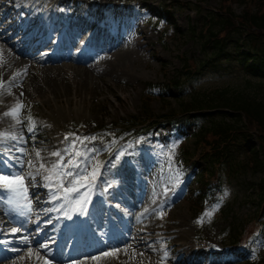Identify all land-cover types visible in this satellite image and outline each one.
Listing matches in <instances>:
<instances>
[{
	"label": "rangeland",
	"instance_id": "rangeland-1",
	"mask_svg": "<svg viewBox=\"0 0 264 264\" xmlns=\"http://www.w3.org/2000/svg\"><path fill=\"white\" fill-rule=\"evenodd\" d=\"M147 1L154 2L155 0ZM203 1H206L207 5L211 7H217L221 3L220 0ZM243 2L244 0H234V2H232L233 8L236 10V12H239L244 8ZM139 8H141V6H139L138 9ZM193 16L194 14L191 10H176L175 23L182 30H184L187 26V23ZM138 23L139 20L136 21V24ZM120 33L122 34V29L120 30ZM141 37L142 39L139 40V43L141 44L139 49L132 51L129 55H125L123 59L121 57L118 60L119 57H113L111 60L106 62V70L111 72V75H113L111 78L108 76H99L97 74L93 76H91L92 74L85 76H73L75 82L84 81L91 84L90 88L80 89V94L93 95L98 93L93 101L87 100L84 106L80 102L78 104L72 103L69 107H61V109L57 111L55 107L57 106V103L60 102L61 98H73L72 96H65L67 88L63 86L59 87V85L57 86V83L44 77H41V80L36 82V86L33 87L32 85L31 92H34L33 96L40 97V104L23 108L22 116L30 126H32L33 123L36 125L35 132H26L23 136L20 129L18 115L6 118L2 121V126L4 127L2 129V133L16 136L24 141L23 143L19 144L16 142L15 145L17 148L22 147L23 149L25 146L26 150L24 149L23 160H25L26 151L29 155H36V144L32 143L30 140L34 141L39 137L40 139L43 137H54V133L58 129L62 128L65 130L69 124H81L79 129L83 131L81 134L85 135L87 132H91L97 126H105L110 122L121 123L122 120H128L129 122H132L134 119L131 118H137L139 120L146 121L150 120L149 122L151 124L152 122H164L160 116H163L162 114L166 112L168 108H177V98H175V95H178L179 93L175 90L170 91V96H165L167 98H163L164 101H161L158 98L152 99V97L145 99V84L147 82L165 80L175 67L181 65L184 58L190 59V61L198 58V52L195 49L197 46L191 40L187 39V37L173 39L172 34L166 36V39L160 40V42H164V40H166L165 43L161 44L159 42L158 34L154 33V31L151 32L148 29L144 31ZM139 38L140 36L138 35L134 36V39L136 40ZM153 51L156 52L159 57H155L152 53ZM158 58H160V60ZM66 76L67 74L64 73V78ZM198 86L206 88L210 87L207 79L199 80ZM49 92L54 93L53 96L57 98V103H52L46 99V94ZM109 92H113L114 96L119 95L118 99L114 100L113 98L111 99L110 97H107ZM62 104L65 103L63 102ZM166 123L167 122L164 124L165 129L168 128ZM15 128L18 129V132ZM190 128L191 126L187 127L185 130L186 134H189L190 132L192 133L193 125L192 128ZM31 134H34L35 136ZM91 138L92 137L86 139L85 144L86 148L89 149L81 151L82 156L87 158L88 167L86 171L80 175L79 179L94 178V180L97 182L99 180V175H94V172L99 173L96 170V161L101 154L93 152L95 147H91V143L94 142V144H96V141L92 140ZM8 140L10 141L12 139ZM51 140L52 139L50 138V141ZM19 156H21V153ZM104 169L106 173H108L109 169L112 170V167H104ZM118 173L119 170H116L113 175L111 172L109 175L103 174L101 178H107L111 185V183L116 182L117 177L115 175ZM145 175H147L148 178L156 177L155 172L152 171L146 173ZM147 177L145 184V195L143 198L148 202L149 200L155 201L159 194L151 187L153 180L147 179ZM100 183H102V181ZM165 184L169 183L166 182ZM125 186L128 188L129 193H131V175L129 178V183L125 184ZM76 188L80 189L77 196L88 197L89 201L97 195L101 196V187L99 189H93L90 192L88 190H81L80 187ZM147 193H153V196L149 197ZM10 207L12 206L10 205ZM163 207L164 205L159 208ZM168 217L169 221L180 224V232L187 233L188 239L191 237L193 232H196L194 227L191 225L190 220L192 218L187 212L184 202L182 203L179 200L176 201L169 209ZM220 225H223V223L215 224L212 227L207 225L204 227V229L202 227L204 230V235H215V232H217L216 229Z\"/></svg>",
	"mask_w": 264,
	"mask_h": 264
},
{
	"label": "snow or ice",
	"instance_id": "snow-or-ice-1",
	"mask_svg": "<svg viewBox=\"0 0 264 264\" xmlns=\"http://www.w3.org/2000/svg\"><path fill=\"white\" fill-rule=\"evenodd\" d=\"M22 104H18L16 107L10 109L5 115H13L16 116L18 115L19 110L22 108ZM36 130V125L33 123L32 126H30L27 131L30 133H34ZM75 134L73 133H66L65 134V140H69L70 136H74ZM7 137L8 139L16 140V142L23 143L24 141L21 138H18L16 136H11L10 134L6 133H0V138ZM79 139V138H77ZM84 139H88L85 137ZM92 139H95V137H92ZM72 147L73 149L75 148V145L77 143L76 140H73L72 142ZM175 145H173L174 147ZM17 151L21 153V156L16 157V156H10L7 159H0V163H3L5 167H0V191H3L8 194V203H12L14 200L15 201H25L28 206H31V198L29 195V185L26 183V178L23 175L19 174V170H22L23 165H24V160H23V153L24 149L22 147L17 148ZM92 151V150H90ZM39 150L37 151V155L39 156ZM4 155V154H0ZM52 155L59 156V160L52 166V171L48 176L44 177V180L47 182L45 186L49 190V195L52 199L56 200H62L64 197L62 196H57V193L63 189L65 193L72 192L73 194H78L80 189L76 187H68L69 184H75L78 182L80 175L86 171L88 164H87V158L83 157L80 153L76 152L75 153V158L73 159V153L69 152L67 149L64 151V154H61L60 150H57L56 152L52 153ZM115 155V154H114ZM125 155L124 153H119L118 155H115V159L109 160L108 163L104 167H109L111 166L112 168H117L120 161L121 157ZM65 156H68L69 159L65 161ZM10 160L15 161V166L10 163ZM83 161V162H82ZM31 164V161H29ZM41 168H44L45 165L41 163L40 165ZM7 173V174H5ZM59 175V187L54 188L53 183L56 182L54 180L55 175ZM96 173L94 172V175ZM29 176H32L33 179L34 174L29 173ZM102 175V173H100ZM65 177L69 179H65ZM179 180H177V184H179ZM168 189L165 188V192H167ZM0 199H4L3 196H0ZM85 200L88 199V197L84 198ZM80 204V207L76 210L78 211H83L84 210V205L83 202L78 201ZM47 211V210H45ZM161 215L163 213L161 212ZM22 229L18 228H12L11 232L12 233H17L21 231ZM37 232H40V228L37 227ZM18 239L21 240V242H25L27 238L25 237H18ZM5 245L7 244V241H3ZM40 248L48 250V245L47 244H40ZM15 251V249H13ZM115 251H118V249H115ZM109 252H102L100 255L107 256L109 255ZM168 256V253L165 252V257ZM93 259H97V257H92ZM46 264L48 262L46 261Z\"/></svg>",
	"mask_w": 264,
	"mask_h": 264
},
{
	"label": "trees",
	"instance_id": "trees-1",
	"mask_svg": "<svg viewBox=\"0 0 264 264\" xmlns=\"http://www.w3.org/2000/svg\"><path fill=\"white\" fill-rule=\"evenodd\" d=\"M260 18H264V15L252 17L254 22L259 24V26H264V20H259ZM248 47L249 52L244 53L245 58L251 57L257 64L264 66V37L263 39H250ZM190 105L192 108L201 106H220L240 110L245 113L248 122L255 124L257 131L259 134L263 135L262 139L264 140V99L256 98L254 95H250L249 93L234 95L233 93H226L220 90L202 101H193ZM248 131L249 130L244 131V134H248ZM239 135L243 134L233 132L229 125L222 123L212 126L206 131V133L200 136V139L203 143L210 147L211 151L216 156L214 161L220 164L222 169L234 171L236 168L232 149H226V156L223 154L224 150L222 151L221 149L231 145L229 141L226 142L227 140L237 138ZM233 146H238V144H234ZM253 154L254 161L259 162L260 167L264 166V162L257 158L258 152ZM260 155L262 158L264 157V143L262 145ZM217 158L220 161H218Z\"/></svg>",
	"mask_w": 264,
	"mask_h": 264
},
{
	"label": "bare ground",
	"instance_id": "bare-ground-1",
	"mask_svg": "<svg viewBox=\"0 0 264 264\" xmlns=\"http://www.w3.org/2000/svg\"><path fill=\"white\" fill-rule=\"evenodd\" d=\"M125 42H126V40H125ZM114 53H119V51H118V48H116L115 50H114ZM127 53V52H126ZM3 54H4V56L5 57H7V59L9 60V57L3 52ZM42 69H47L48 71L50 70V69H54V68H52V67H43ZM66 85H68V84H66ZM77 87L79 88V89H82V88H84L85 87V85H77ZM55 88V87H54ZM80 246H82V245H80Z\"/></svg>",
	"mask_w": 264,
	"mask_h": 264
}]
</instances>
